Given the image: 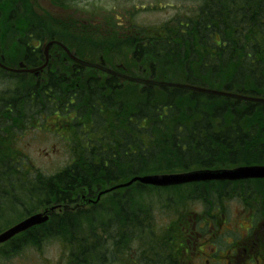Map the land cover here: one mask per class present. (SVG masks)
Returning <instances> with one entry per match:
<instances>
[{"label": "trees", "instance_id": "16d2710c", "mask_svg": "<svg viewBox=\"0 0 264 264\" xmlns=\"http://www.w3.org/2000/svg\"><path fill=\"white\" fill-rule=\"evenodd\" d=\"M192 2L197 8L182 20H176L173 31L167 29L172 27L170 23L157 29V59L170 57L175 61L170 69L167 66L158 70L157 81L264 97V0ZM42 11L36 0H0L3 27H10L6 20L14 15V19L21 22L20 29L33 27L34 36H39L40 40L45 33L61 36L59 27L48 14H38ZM55 70L52 68L48 73L51 78L48 83H31L18 76H13L17 79L14 81L4 76L10 82L3 80L0 89V210L20 213L17 220L7 221L14 224L37 208L53 204L65 208L62 209L65 212L53 213L47 223L21 234L18 240H11L14 254L29 245L38 247L42 243L41 233L48 230L50 236L58 237L71 249L73 259L70 261L69 255L66 264H82L86 259H79L88 256L89 251L103 249L104 244L108 264L113 259L107 254L112 236H117L115 242L119 246L128 240L127 233L136 240L146 231L133 224L128 232H122L128 223L110 221L106 215L105 220L109 222L101 224L104 220H99L105 210L97 212L94 206L95 210L81 217L84 222L93 224L83 226L88 236L82 234L78 239L75 229L79 227L78 216L83 213L77 214L68 207L76 203L80 194L92 193L101 184L113 185L148 174L264 166V104L171 88L140 89L130 85L125 90L118 81L102 78L84 79L75 86L69 84L72 87L66 90L65 82L58 80L62 73ZM68 115L73 125L84 129L71 132L68 149L71 160L55 174L43 175L18 154L9 155L15 131L26 130L27 125L43 122L47 117ZM253 187L257 190L254 194L242 189L240 193L226 196L219 191L229 192L230 185L224 182L175 187L173 190L177 192L171 197L173 208L164 210L163 214L168 218L195 203L212 210L222 197L242 198L244 205L252 201L264 205V183ZM146 189L147 195L155 190ZM104 201L101 202L103 207L107 203ZM21 205L24 210H17ZM143 214L140 224H149L147 230H152L153 236L173 234L169 230L158 235L152 213L148 209ZM133 221L138 220L134 217ZM95 222H100L102 227L97 230ZM67 234L72 235L65 237ZM168 241L161 239L157 248L146 239L136 244L127 242L118 248L117 254L125 250L133 252L130 264L139 261L141 264H171L174 255L167 247ZM83 251L85 256H78ZM91 258L96 260L95 255L88 256L87 260Z\"/></svg>", "mask_w": 264, "mask_h": 264}, {"label": "flooded vegetation", "instance_id": "af4514ba", "mask_svg": "<svg viewBox=\"0 0 264 264\" xmlns=\"http://www.w3.org/2000/svg\"><path fill=\"white\" fill-rule=\"evenodd\" d=\"M67 1L70 0H45L46 3L41 6L36 0L43 8L38 14H48L59 27L61 36L45 33L40 40L39 36H34L33 27L23 31L19 28L21 22L16 19L13 26L5 28L8 35L5 38L6 47H1L0 41V66L9 67L15 62L20 71L15 76L29 77L31 83H48L51 79L48 73L55 68V72L61 71L58 80L65 82L66 90L72 87L69 84H80L84 79L123 81L119 76H103L101 73L98 76L96 70L78 65L71 57L116 69L115 72L121 75L130 73L141 80L157 81V25L147 26L139 23L137 18L141 13H150V10L157 12V0H110L109 10L101 15L77 8L68 12L70 5L66 4ZM76 3L77 0H74L68 4ZM136 36L138 39H135ZM46 45H49L48 49ZM33 70L36 71L30 72ZM138 87L141 89L146 85ZM124 89L128 90L129 85H125ZM260 183L245 181L227 184L236 186L239 192L243 189L256 193L257 190L250 189L249 184ZM103 197L97 202L103 201ZM80 198L86 201L88 194ZM236 202L222 200L220 205H216L217 210L181 214L174 222L176 235L162 237L170 240L167 247L174 255L171 264H264V205H253L241 213L235 211V214L228 215L227 204L231 207ZM121 256L123 264H129L126 250ZM139 262L137 264H141Z\"/></svg>", "mask_w": 264, "mask_h": 264}, {"label": "rangeland", "instance_id": "374dc122", "mask_svg": "<svg viewBox=\"0 0 264 264\" xmlns=\"http://www.w3.org/2000/svg\"><path fill=\"white\" fill-rule=\"evenodd\" d=\"M78 0V4H68L70 5L69 11L72 12L74 8L80 9L82 11L93 12L95 14L101 15L102 12L109 10V2L110 0H92V1H83ZM40 5H44L46 2L45 0H39ZM135 5H143V4H135ZM197 8L196 4L192 2V0H157V12H152L153 10H150V13H141L137 18L139 23L146 24L147 26H153L157 25V28H160L164 24H172L171 28H167L169 31H173L176 28L175 21L186 17V14H189L193 9ZM12 16V17H11ZM13 15H10L7 17L6 23L9 26L14 25V19ZM9 22V23H8ZM10 27H0V41H1V47H6L5 38L8 35V31L6 29ZM130 42V41H129ZM175 63L172 58L166 59H157V72L164 70L167 66H169L167 69H170L172 65ZM16 65L15 62H12L9 66ZM164 66V67H163ZM159 70V71H158ZM61 72V71H60ZM8 78L9 80L16 81L17 79H14L12 75H8L7 72L0 69V89L3 85V80L7 84V79H4L3 77ZM98 76H101L98 74ZM28 82H31L30 79H26ZM61 121L57 119V117H50L48 118V121L45 120V124L39 125L34 127L33 129L35 131H27L24 133L19 134L15 139L17 140V147L18 150L22 153V156L28 157V162L33 166V168L39 172H41L43 175L49 176L56 173L61 168L65 167L71 160L70 157V151H68L69 146L68 143L63 140L62 137H67L69 129L64 128L62 133H59L61 130V127H57ZM73 131V129H72ZM70 131V132H72ZM102 185H111V184H101L99 188H96L93 190L92 193L85 192L88 194V198L86 201H82L80 196H77L75 201L76 203L74 205H70V210L76 211L79 213H83V216H78V223L79 227L75 229V232L77 234L78 239L82 236V234L88 236L84 233L85 228L83 226L91 227L92 222L86 223L83 221L81 217H85L87 214V211L95 210L93 208V205H88V200H92L93 197L97 196V194L101 191H105L108 189V186L102 187ZM113 187V185H111ZM97 190V191H96ZM236 186L232 187L230 186L229 192L227 190H219L222 196H226L233 192H238ZM228 193H225V192ZM177 191L176 190H169V191H150L147 195L146 188H139L138 186H132L127 188L126 191H121L118 193L113 194H106L104 197L106 198L107 203H105V208L100 204L97 203L96 210H105V213L103 217L99 221L101 224H105L109 222L108 220H105V215L110 219V221H118L119 224L126 221L128 225H125V229L122 230V232L129 230V227L133 224L141 226V228L146 231L143 235V237L137 238L136 240H133L131 238V235L129 236L127 233L128 240L125 242L124 245L117 246V243L115 240L117 239V236L111 237V240L109 241L110 249L107 251L108 256L112 255L113 260L111 259L113 264H123L124 258H122L121 254H117L118 248H122L128 243L136 244L137 242H141L142 240L146 239L151 244L154 245L155 248H157V245L159 243V236H153L152 230H147L148 225L146 222L144 224H140V216L142 217V214L145 213L148 209L152 213V218L154 222V226L156 225V233L158 235H163L164 233H168V227L171 224V222L174 220V216H170L168 218H163V213H161L164 210H168L170 208H173L172 200L171 198ZM181 192V191H180ZM142 195V196H141ZM144 195V197H143ZM228 198V197H227ZM225 197H222V200L227 199ZM130 199V200H129ZM116 200V201H115ZM125 200V201H123ZM160 201V202H159ZM105 202V201H104ZM129 202V203H128ZM148 202V203H147ZM159 202V204L157 203ZM136 203L140 204L142 207H138ZM220 204V203H219ZM56 206L55 204H53ZM118 205V206H117ZM229 208L228 209V215H233L236 212L241 213L243 209H246L243 205L236 202L235 205H229L227 204ZM22 206V205H21ZM52 206V205H50ZM146 206V207H145ZM68 207V206H67ZM25 207H21L17 210L23 211ZM104 208V209H103ZM39 208H37L38 212ZM120 210V211H119ZM187 211H189L186 208ZM196 213L201 211V207L199 209H194ZM236 211V212H235ZM65 212V211H64ZM119 212V213H118ZM20 213H16L15 211L9 212L6 210H0V234L4 232V230L8 229L10 223L7 221L9 220H17V216ZM57 214V213H55ZM63 214V213H62ZM143 216H145L143 214ZM95 221L98 219V214L94 215ZM136 217L138 221L131 222L132 218ZM116 219V220H115ZM146 219V216H145ZM98 221V220H97ZM95 228L101 226L100 222L94 223ZM98 230V229H97ZM176 228H174V236ZM48 231L46 230L44 234L41 233L42 243L38 247H33L32 245H29L27 247L22 248L19 252L16 254L13 253V245L9 242L3 245H0V264H65L67 261V256L69 257L71 249L64 244L62 240H60L58 237H52L50 236ZM98 232V231H97ZM113 232V230H112ZM130 233V231H129ZM99 234V232H98ZM72 234H67L65 237H70ZM146 235V236H145ZM20 236L16 237L15 240H18ZM67 239V238H66ZM126 239V238H125ZM68 240V239H67ZM87 241V240H86ZM94 239L91 237V242L93 243ZM128 242V243H127ZM106 243V242H105ZM114 243V244H113ZM90 242H88L87 246H89ZM94 244V243H93ZM16 249V244H14ZM86 246V247H87ZM105 247L106 245H103V249H97L89 251L88 256H96V260L92 261V258L90 261L87 260L88 256H85L86 252L84 251L79 254L78 256L83 257L79 259V261H82L84 258L86 261H84L82 264H106L107 258L105 254ZM133 248H137L133 246ZM73 249V248H72ZM88 249V248H87ZM15 251V250H14ZM87 251V250H85ZM95 251V253H93ZM116 251V253H115ZM81 252V251H79ZM119 252V251H118ZM100 253V254H99ZM116 254V255H115ZM114 255V256H113ZM98 256V257H97ZM120 256V257H117ZM73 259L70 255V261ZM77 261L76 259H74ZM80 264V263H79Z\"/></svg>", "mask_w": 264, "mask_h": 264}, {"label": "water", "instance_id": "95a60500", "mask_svg": "<svg viewBox=\"0 0 264 264\" xmlns=\"http://www.w3.org/2000/svg\"><path fill=\"white\" fill-rule=\"evenodd\" d=\"M101 69V67H96ZM111 73V72H109ZM113 74V73H111ZM129 81L141 82L136 79H127ZM147 84L157 85L160 87H170L184 89L188 91H195L204 94H216L227 97L228 95L223 93H216L208 89H194L188 85L184 84H173V83H152L145 82ZM243 101L249 102H264V100H256L249 97H241ZM248 179H264V167L254 166V167H237L234 169H222V170H201L187 173L179 174H163V175H153V176H144L139 179L131 180L130 182L116 186L110 190H116L118 188L128 187L135 181H138L140 184L154 187H170L184 185L188 183L196 182H206V181H237V180H248ZM51 210H54L53 208ZM48 221V215L46 213L34 214L22 222L16 224L12 228L8 229L2 235H0V244L8 241L17 234H20L32 227L42 225Z\"/></svg>", "mask_w": 264, "mask_h": 264}, {"label": "bare ground", "instance_id": "6f19581e", "mask_svg": "<svg viewBox=\"0 0 264 264\" xmlns=\"http://www.w3.org/2000/svg\"><path fill=\"white\" fill-rule=\"evenodd\" d=\"M48 47H49V45H48ZM20 66H23L22 64H20ZM0 69L1 70H3V71H5V72H7V74L8 75H12V76H15V73L16 74H18V73H20V71H18L17 70V64L16 65H14V66H9V67H4V66H0ZM184 85H188V84H184ZM188 86H190L191 88H194V89H208V90H210V91H213V92H216V93H223V94H226V95H228L227 97H224V96H222V95H216V94H207V95H210V96H216V97H222V98H227V99H231V100H237V101H243V99L241 98V97H248V96H243V95H237V94H233V93H226V92H222V91H216V90H213V89H209V88H200V87H195V86H192V85H188ZM172 89H178V88H172ZM178 90H184V89H178ZM184 91H187V92H192V93H195V91H188V90H184ZM29 93V92H28ZM249 98H252V99H256V100H264V97H249ZM250 103H257V104H264V102H250ZM11 165V164H10ZM187 172H189V171H187ZM145 176V175H144ZM144 176H135V177H132V178H129L127 181H125V182H121V183H114L113 184V188L114 187H116V186H114V185H118V184H126V183H128V182H130L131 180H135V179H139V178H142V177H144ZM132 186H142V187H144L145 185H143V184H140L138 181H135L134 183H132L131 185H130V187H132ZM145 188H146V186H145ZM147 190V189H146ZM116 191H118V189H116ZM8 192V191H7ZM108 195L109 193H108V189L107 190H105V191H101V192H99L98 194H97V196H95V197H93L92 198V201L93 202H91L92 203V205H94V204H96V203H100V202H97L98 200H99V198L101 197V195L102 196H104V195ZM142 196V195H141ZM143 197H144V195H143ZM130 200V199H129ZM116 201V200H115ZM123 201H125V200H123ZM91 203H89L88 202V205H90ZM129 203V202H128ZM97 205V204H96ZM140 205V204H139ZM118 206V205H117ZM52 207H54V208H58V209H60V210H62V209H65L63 206H61V205H56V206H52ZM105 208V207H104ZM103 208V209H104ZM97 211V210H96ZM95 211V212H96ZM103 211V210H102ZM120 211V210H119ZM60 212H63V211H60ZM59 211H55V212H53V213H60ZM98 212V211H97ZM52 213V214H53ZM119 213V212H118ZM51 214V215H52ZM51 215H50V217H51ZM49 217V218H50ZM49 221V220H48ZM47 223V222H46ZM43 225V224H42ZM39 226H41V225H39ZM38 226V227H39ZM34 228H36V227H34ZM9 229V228H8ZM33 229V228H32ZM29 230H31V229H29ZM28 230V231H29ZM7 231V229L6 230H4V232H6ZM4 232H2L0 235H2ZM27 232V231H26ZM25 233V232H24ZM23 234V233H22ZM21 235V234H20ZM20 235H18V236H20ZM18 236H15V237H13V238H11V239H9L8 241H6V242H4V243H2V244H0V245H3V244H6V243H8V242H10L11 240H13V239H15L16 237H18Z\"/></svg>", "mask_w": 264, "mask_h": 264}]
</instances>
